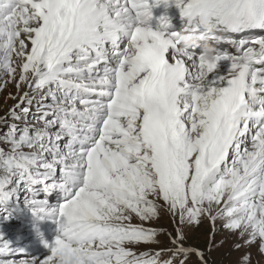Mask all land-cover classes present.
I'll return each mask as SVG.
<instances>
[{
  "label": "snow or ice",
  "instance_id": "snow-or-ice-1",
  "mask_svg": "<svg viewBox=\"0 0 264 264\" xmlns=\"http://www.w3.org/2000/svg\"><path fill=\"white\" fill-rule=\"evenodd\" d=\"M256 31L264 0H0V80L29 89L0 136V257L27 210L46 254L19 264H207L179 229L133 251L164 205L264 252V36L214 46Z\"/></svg>",
  "mask_w": 264,
  "mask_h": 264
},
{
  "label": "rangeland",
  "instance_id": "rangeland-1",
  "mask_svg": "<svg viewBox=\"0 0 264 264\" xmlns=\"http://www.w3.org/2000/svg\"><path fill=\"white\" fill-rule=\"evenodd\" d=\"M8 79L7 76H4L3 80H0V120L7 117L6 122H0V136L7 134L9 131L8 125L13 123L9 115V110L19 103V97L22 96L24 92H29L26 85L17 88L15 81H10L5 85L3 81ZM12 97H15V99ZM38 100V96L33 99L31 113L28 117L30 120L36 115ZM26 106H28L27 103L22 105V107ZM17 112L19 113V109ZM158 203L162 204L163 202L160 201ZM21 217L22 215L11 222L9 230L3 231L5 235L15 236L23 232L24 228H21L20 224H24V221ZM131 222L136 225H143L146 228L154 229L158 233L156 238L157 242L135 246L133 251L137 254L140 252L152 253L160 249H165L170 245L171 239L179 229L186 237L185 245L204 252L207 264H239L241 257L244 255L250 257V264H264V252L259 251L256 246L248 247L245 245L238 233H232L223 227L222 220H217L215 224H213L210 219H204L199 224L181 225L172 217L167 210V206L164 205L159 211L157 218L148 222H143L134 216ZM237 245H240L239 250L237 249ZM45 254L46 252H43V254L41 253L38 255L43 257ZM9 257L10 255L1 257L0 259L12 258ZM15 258L19 259L20 257L18 258L15 256L12 258L13 261L17 262ZM25 258H27V256H25ZM176 259L178 261L183 260L184 264H202L195 255L177 257ZM16 264H19V262Z\"/></svg>",
  "mask_w": 264,
  "mask_h": 264
},
{
  "label": "bare ground",
  "instance_id": "bare-ground-1",
  "mask_svg": "<svg viewBox=\"0 0 264 264\" xmlns=\"http://www.w3.org/2000/svg\"><path fill=\"white\" fill-rule=\"evenodd\" d=\"M174 23H176L178 25V23H179L178 19L174 18ZM262 36H264V35H262ZM262 36H259L257 38H260ZM253 39H255V38H253ZM231 42H232V40L230 38H225V39L221 40L219 42L218 49L221 51L234 52V48H233ZM21 219L24 221V224H20V223L19 224L21 225L20 226L21 228H24L23 232L15 235V236L5 235V238L7 240L11 241V247L13 249L18 250L16 248H19L20 245H24V248L28 247L27 250H31L34 253V255H32V256L29 255L30 258L22 259V256L24 253H21L19 255L20 258L18 257L19 259H17L16 263H18L20 260H30L33 257H41L38 254H41L44 250V247H43V244L41 243L40 238L31 230L30 227H28V220L30 219V216L27 213V210H25V212L22 214ZM43 230H44L47 238L49 240H51L54 236V226H52L51 224H45L43 226ZM23 237H29V240L26 241L24 244H21L19 241ZM27 250L24 251V252H26L25 256H27ZM31 251H28V252H31ZM11 260H12V258H11Z\"/></svg>",
  "mask_w": 264,
  "mask_h": 264
}]
</instances>
